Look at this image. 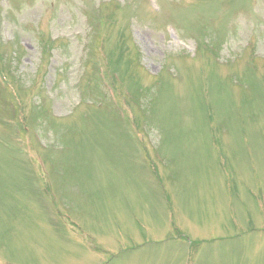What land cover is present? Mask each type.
<instances>
[{"label":"rangeland","instance_id":"obj_1","mask_svg":"<svg viewBox=\"0 0 264 264\" xmlns=\"http://www.w3.org/2000/svg\"><path fill=\"white\" fill-rule=\"evenodd\" d=\"M0 72V264H264V0H0Z\"/></svg>","mask_w":264,"mask_h":264},{"label":"trees","instance_id":"obj_2","mask_svg":"<svg viewBox=\"0 0 264 264\" xmlns=\"http://www.w3.org/2000/svg\"><path fill=\"white\" fill-rule=\"evenodd\" d=\"M117 37H118V36H117ZM119 41H120V40H119V37H118V41H117V44L115 45L114 49L111 51L110 54L107 53V54H106V57H105V60H107L108 62H110V61L112 60V64H113V66H115V68H116V69L112 68V70H116V71H115V74H114V77H113V79H112V81H113L114 84L117 83V79H119L121 82H123V74H124L123 72H121V69H120L119 66L117 65V62H116L117 59L115 58V57H117V54H119L120 58H121V56H122V54H123L122 44H120ZM121 50H122V54H121ZM120 72H121V73H120ZM0 73H1V78H3L4 80L7 79V75H5V74L2 73V72H0ZM5 83H6L7 85L12 84V83L9 82V81H5ZM115 95H116L117 97H119L120 99H123V100L126 101V96H125V94H124L121 90L116 91ZM142 96H144V95L141 94V93H139V87H137L136 91H135L134 94H133L132 99L135 100V101H137V100L135 99V97H137L138 100H139ZM21 114H22V113L20 112V116H19V113H18V116L21 117ZM21 121H23V119L20 120L19 122L22 123Z\"/></svg>","mask_w":264,"mask_h":264}]
</instances>
